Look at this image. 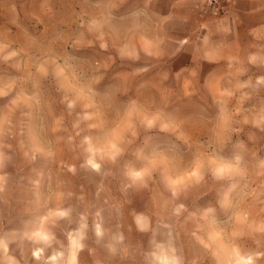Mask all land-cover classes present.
<instances>
[{
	"label": "rangeland",
	"instance_id": "rangeland-1",
	"mask_svg": "<svg viewBox=\"0 0 264 264\" xmlns=\"http://www.w3.org/2000/svg\"><path fill=\"white\" fill-rule=\"evenodd\" d=\"M232 2L213 33L202 0H0V264H264V0Z\"/></svg>",
	"mask_w": 264,
	"mask_h": 264
},
{
	"label": "crops",
	"instance_id": "crops-1",
	"mask_svg": "<svg viewBox=\"0 0 264 264\" xmlns=\"http://www.w3.org/2000/svg\"><path fill=\"white\" fill-rule=\"evenodd\" d=\"M202 5L207 9L204 10V15L208 17V26L211 27L213 33L218 31L224 33L227 26L226 22L231 26L245 25L246 23L242 20L244 18V11L246 9L255 10L252 4L244 5L243 3L232 2V0H224L219 7H211L204 3H202ZM196 14H201L200 10L197 9ZM249 16L250 13L248 14V17ZM199 18L200 17H198V19ZM247 24H249V22Z\"/></svg>",
	"mask_w": 264,
	"mask_h": 264
},
{
	"label": "built area",
	"instance_id": "built-area-1",
	"mask_svg": "<svg viewBox=\"0 0 264 264\" xmlns=\"http://www.w3.org/2000/svg\"><path fill=\"white\" fill-rule=\"evenodd\" d=\"M204 4L211 7H219L224 0H202Z\"/></svg>",
	"mask_w": 264,
	"mask_h": 264
},
{
	"label": "snow or ice",
	"instance_id": "snow-or-ice-1",
	"mask_svg": "<svg viewBox=\"0 0 264 264\" xmlns=\"http://www.w3.org/2000/svg\"><path fill=\"white\" fill-rule=\"evenodd\" d=\"M221 171H224V169H221Z\"/></svg>",
	"mask_w": 264,
	"mask_h": 264
}]
</instances>
